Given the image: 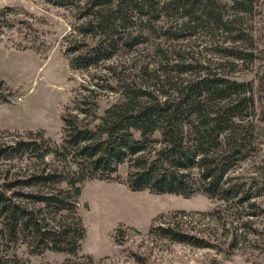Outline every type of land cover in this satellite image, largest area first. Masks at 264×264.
Instances as JSON below:
<instances>
[{
  "label": "trees",
  "instance_id": "16d2710c",
  "mask_svg": "<svg viewBox=\"0 0 264 264\" xmlns=\"http://www.w3.org/2000/svg\"><path fill=\"white\" fill-rule=\"evenodd\" d=\"M44 2L69 13L62 55L82 78L60 114L58 140L43 128L12 139L0 133V264H18L20 248L32 256L49 251L81 256L86 230L80 198L83 184L92 180L124 183L132 192L202 195L219 202L210 215L219 208L259 214L245 211L259 210L256 200L264 195V0H234L225 36L210 43L207 61L177 62L168 61L176 44L201 47L214 36L213 25L223 22L221 0ZM18 24L0 9V34ZM9 40L17 49L32 48L17 37ZM147 48L161 81L135 104L102 106ZM228 59L253 72L243 82L246 94L195 116L188 103L226 82L207 73L221 72ZM257 62L262 63L254 69ZM185 74L206 75L169 95L166 87ZM9 94L0 92V104L9 102ZM160 217L149 235L217 248L211 237Z\"/></svg>",
  "mask_w": 264,
  "mask_h": 264
},
{
  "label": "rangeland",
  "instance_id": "374dc122",
  "mask_svg": "<svg viewBox=\"0 0 264 264\" xmlns=\"http://www.w3.org/2000/svg\"><path fill=\"white\" fill-rule=\"evenodd\" d=\"M221 3L223 22L213 25L214 36L201 47L176 44L168 61H207L210 43L224 38V24L234 15V0H221ZM0 9L5 10L8 18L19 22L17 28L0 34V81L3 82L0 92L10 93L9 102L0 104V133L12 139L27 130L43 128L58 140L60 114L70 105L73 91L82 78L80 72L70 71L62 55L63 36L70 30L69 13L44 0H0ZM260 11L264 27V8ZM13 37L32 44V48L17 49L9 40ZM149 50H144L145 57L138 58L140 65L126 69L130 77L115 84L114 92L102 99V106L113 101L135 104L143 99L144 90L161 81L162 72L152 63ZM260 63H255L253 68L258 69ZM204 75H182L181 80L166 87L168 94L177 95L186 83ZM214 75L226 82L188 103L195 116L211 113L245 95L243 82L253 72L245 64L228 59L224 61V70L207 73L208 77ZM120 172L125 175L124 168ZM256 201L259 210L248 207L245 212L258 211L257 216H242L244 212L221 208L210 215L219 202L202 195L192 198L156 195L148 191L132 192L124 183L87 181L80 198L86 230L81 256L50 251L32 256L20 248L18 264H264V195ZM158 216L160 221L181 222L184 228H194L211 237L217 248H197L149 235L148 229Z\"/></svg>",
  "mask_w": 264,
  "mask_h": 264
}]
</instances>
